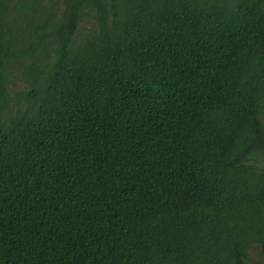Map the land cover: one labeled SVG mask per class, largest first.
Wrapping results in <instances>:
<instances>
[{"label": "trees", "instance_id": "1", "mask_svg": "<svg viewBox=\"0 0 264 264\" xmlns=\"http://www.w3.org/2000/svg\"><path fill=\"white\" fill-rule=\"evenodd\" d=\"M251 250L264 264V0H0V264Z\"/></svg>", "mask_w": 264, "mask_h": 264}, {"label": "rangeland", "instance_id": "2", "mask_svg": "<svg viewBox=\"0 0 264 264\" xmlns=\"http://www.w3.org/2000/svg\"><path fill=\"white\" fill-rule=\"evenodd\" d=\"M91 28H93V22L88 18L84 19L83 23L81 24V29L84 31ZM259 261H260V256L258 251L257 250L249 251L246 264H259Z\"/></svg>", "mask_w": 264, "mask_h": 264}]
</instances>
